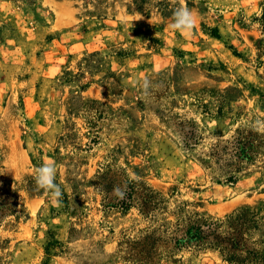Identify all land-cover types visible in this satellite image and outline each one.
<instances>
[{"label":"rangeland","instance_id":"374dc122","mask_svg":"<svg viewBox=\"0 0 264 264\" xmlns=\"http://www.w3.org/2000/svg\"><path fill=\"white\" fill-rule=\"evenodd\" d=\"M230 218L264 254V0H0V264H238L177 243Z\"/></svg>","mask_w":264,"mask_h":264},{"label":"trees","instance_id":"16d2710c","mask_svg":"<svg viewBox=\"0 0 264 264\" xmlns=\"http://www.w3.org/2000/svg\"><path fill=\"white\" fill-rule=\"evenodd\" d=\"M240 218L228 219L226 222L229 223L232 233L228 237H222L220 233H217V230L222 227L226 222L225 221H212L205 222L202 225L192 227L188 230L185 239H179L177 243L179 247H183L185 244H189L192 239H197V241H202L207 237V232L213 231L216 229V241L214 244L222 251L223 256L231 262L243 264V263H259L264 264V254H260L258 250L249 248L248 246L242 243V234L234 233L238 224L234 225L233 221H238ZM194 230V232H193ZM211 233H209L210 235ZM209 238V237H208ZM190 239V240H188Z\"/></svg>","mask_w":264,"mask_h":264},{"label":"clouds","instance_id":"9594fccd","mask_svg":"<svg viewBox=\"0 0 264 264\" xmlns=\"http://www.w3.org/2000/svg\"><path fill=\"white\" fill-rule=\"evenodd\" d=\"M195 18L187 7H178L173 13L170 24L172 30L186 32L194 27ZM56 167L52 163H43L36 169L35 182L39 188L50 193L51 202L54 205L61 203L63 195L61 187L56 183ZM114 195L123 197L124 193L119 187H114Z\"/></svg>","mask_w":264,"mask_h":264}]
</instances>
